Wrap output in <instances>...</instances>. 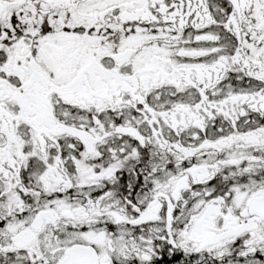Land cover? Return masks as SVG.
Masks as SVG:
<instances>
[{
	"label": "snow or ice",
	"instance_id": "snow-or-ice-1",
	"mask_svg": "<svg viewBox=\"0 0 264 264\" xmlns=\"http://www.w3.org/2000/svg\"><path fill=\"white\" fill-rule=\"evenodd\" d=\"M0 264H264V0H0Z\"/></svg>",
	"mask_w": 264,
	"mask_h": 264
}]
</instances>
